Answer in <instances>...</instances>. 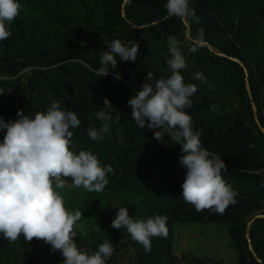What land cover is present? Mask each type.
Wrapping results in <instances>:
<instances>
[{"label": "trees", "instance_id": "1", "mask_svg": "<svg viewBox=\"0 0 264 264\" xmlns=\"http://www.w3.org/2000/svg\"><path fill=\"white\" fill-rule=\"evenodd\" d=\"M125 2L21 0L12 35L0 42V88L5 91L0 116L14 121L20 110L34 115L54 101L76 111L81 126L73 130V150L92 151L101 164L112 165L113 173L101 192L67 186L63 192L81 191L83 200L77 205L82 211H95L99 203L100 214H93L89 227L81 224L83 235L75 239L89 254L105 240L111 242L115 250L106 264H264V217L249 225L255 216L264 215V133L252 102L264 127V0H190L199 22L168 18L167 0L129 1L125 17ZM200 28L214 50L203 45L190 53L183 43L185 33L195 35ZM169 34L182 41L185 82L198 86L192 108L187 109L194 128L202 131V146L224 160L228 171L222 175L238 192L237 202L223 214L197 212L183 200L186 169L180 164L181 146L156 140L154 132L162 129H139L131 117L128 100L151 82L148 73L156 79L171 74L166 62ZM114 39L129 46L136 42L138 58L118 60L107 76L98 77L101 53ZM232 58L247 67L252 96L244 67ZM196 72H203L207 83L194 79ZM104 98L121 119L112 122L103 141H92L87 130L100 129L102 122L95 113ZM5 132L0 131V142ZM66 179L71 184V178ZM124 206L137 219L166 215L168 237H153L146 254L126 229L111 227L118 208ZM63 260L61 252H52L42 239L27 241L21 236L9 242L0 236V264H63Z\"/></svg>", "mask_w": 264, "mask_h": 264}, {"label": "clouds", "instance_id": "2", "mask_svg": "<svg viewBox=\"0 0 264 264\" xmlns=\"http://www.w3.org/2000/svg\"><path fill=\"white\" fill-rule=\"evenodd\" d=\"M164 7L168 18H192L199 22L190 0H167ZM21 10V0H0V42L12 35L11 25ZM204 36L203 28L195 35L185 33L183 43L187 44L188 52H197L205 43ZM167 47L170 54L167 69L171 74L156 79L153 72L148 73L151 82L144 83L142 90L128 100L131 117L139 129H162L154 132L156 140L181 146L184 154L180 164L186 169L181 185L183 200L197 212L214 210L223 214L237 202L238 192L222 175L228 170L221 156L202 146V131L194 128L193 117L187 111L192 108V97L198 86L186 83L182 74L187 67L182 41L169 34ZM138 52L136 42L129 46L128 42L114 39L109 50L101 53V66L95 75L107 76L117 67L118 60L135 62ZM193 78L207 83L203 72L194 73ZM4 94L0 88V96ZM215 108L213 105L212 109ZM95 118L102 122L101 127L89 128L87 135L92 141L101 142L112 122L118 123L121 119V114L114 116L112 102L104 98ZM80 126L76 111L62 107L60 101H54L46 111L34 115H25L20 110L14 121L6 122L0 116V131L6 130L0 142V236L9 242L21 236L27 241L42 239L51 246L52 252H61L63 264H106L114 253L113 245L105 240L92 254L79 248L75 238L82 229L78 222L83 213L69 211L61 194L66 186L101 192L110 183L108 175L113 173L112 165L101 164L92 151L73 150V130ZM165 136L170 141H165ZM119 143H124L122 137ZM66 178H71V184ZM167 221L163 214L134 218L124 206L118 208L111 227L126 229L147 254L151 252L153 237H168Z\"/></svg>", "mask_w": 264, "mask_h": 264}, {"label": "rangeland", "instance_id": "3", "mask_svg": "<svg viewBox=\"0 0 264 264\" xmlns=\"http://www.w3.org/2000/svg\"><path fill=\"white\" fill-rule=\"evenodd\" d=\"M77 189H79V188H77ZM61 194H62V196H63V198L65 200L66 208L69 211H71V212L74 213L75 211L79 210L81 213H83V216L84 217L82 216V218H81V220L79 222H80V224H82L84 226V228L85 227H89L91 225L92 220H93L92 219L93 214L94 215L100 214L99 213L100 212V210H99V203H97V206L94 208L95 211L93 209L90 210V211H88V210L87 211H82L80 209L81 207H79L77 204L79 202H81V200H83L82 198H80L81 191H78V193H76V192L73 193L72 191L71 192H68L67 191V193H65V192H63V190H61ZM84 196H85V194L83 195V198H84ZM84 228L78 230V236H82L83 235Z\"/></svg>", "mask_w": 264, "mask_h": 264}, {"label": "water", "instance_id": "4", "mask_svg": "<svg viewBox=\"0 0 264 264\" xmlns=\"http://www.w3.org/2000/svg\"><path fill=\"white\" fill-rule=\"evenodd\" d=\"M129 1H132V0H126V2L124 3L123 5V15L126 17V11H125V7H126V3L129 2ZM167 19V17L165 18V20ZM188 34H190V31L188 32ZM191 35V34H190ZM204 45L208 46L211 50H214L213 46H211L209 43L205 42ZM220 55L222 56H226L225 54L223 53H219ZM234 61H237L239 62L245 69L246 71V74H247V89H248V92H249V95L252 96V92H251V88H250V84H249V80H248V70H247V67L243 64V62H241L240 60L238 59H235V58H232ZM253 102V109H254V112L256 113V120H257V123L258 125L260 126L262 132L264 133V127H262L261 125V122L260 120L258 119V116H257V112H258V109H257V106L255 104L254 101ZM259 217H264V215H257L255 216L250 222H249V225L251 226L253 224V222L255 221V219L259 218ZM250 249L253 251L255 257L257 258V260L261 263L262 260L258 257V255L255 253L254 249H253V246H250Z\"/></svg>", "mask_w": 264, "mask_h": 264}]
</instances>
